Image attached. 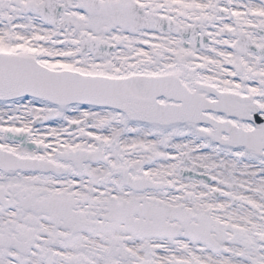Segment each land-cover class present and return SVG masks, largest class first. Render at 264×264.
<instances>
[{"label":"snow or ice","instance_id":"obj_1","mask_svg":"<svg viewBox=\"0 0 264 264\" xmlns=\"http://www.w3.org/2000/svg\"><path fill=\"white\" fill-rule=\"evenodd\" d=\"M0 264H264V0H0Z\"/></svg>","mask_w":264,"mask_h":264}]
</instances>
